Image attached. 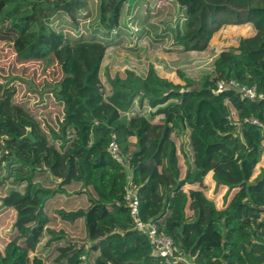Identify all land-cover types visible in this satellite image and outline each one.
I'll return each mask as SVG.
<instances>
[{
  "label": "trees",
  "instance_id": "16d2710c",
  "mask_svg": "<svg viewBox=\"0 0 264 264\" xmlns=\"http://www.w3.org/2000/svg\"><path fill=\"white\" fill-rule=\"evenodd\" d=\"M10 1L0 0V41L21 60L55 61L61 75L41 100L11 81L47 153L38 166L8 147L35 142L31 126L0 135V264H188L167 263L134 227L127 181L141 218L190 262L264 264V55L251 50L259 35L222 50L213 77L198 83L180 71L184 86L169 83L153 64L145 78L127 69L110 79L109 91L101 78L109 47L137 53L149 38L167 53L203 52L264 0H14L30 11L3 15ZM228 80L261 97L217 87ZM112 139L127 168L109 152Z\"/></svg>",
  "mask_w": 264,
  "mask_h": 264
},
{
  "label": "rangeland",
  "instance_id": "374dc122",
  "mask_svg": "<svg viewBox=\"0 0 264 264\" xmlns=\"http://www.w3.org/2000/svg\"><path fill=\"white\" fill-rule=\"evenodd\" d=\"M31 5L25 1H10L3 11V15L20 14L30 11ZM262 29V30H261ZM264 9L255 10V15L244 25H227L220 29L212 38L210 46L203 52H189L185 54L164 52L158 43L145 38L139 42L138 52L109 47L101 68V78L109 91V80L125 78V71L132 70L145 78L148 65L153 64L157 73L169 83L184 86L179 71L195 82L204 78L211 79L214 75V61L219 53L230 46H237L240 41L259 35L258 42L251 48L257 51L254 57L264 55ZM253 40V39H250ZM255 41V40H254ZM261 49V50H260ZM260 50V51H259ZM136 54L139 55L137 58ZM60 69L55 61L46 62L43 59L18 58L13 44L0 41V135L9 139L13 135H25V126H31V136L35 142L7 141L10 149L18 152L26 159L34 158L38 166H44L47 147L44 136L38 131L34 121L22 109L15 105L18 86L11 82H23L22 93L35 91L39 100L44 91L48 90L45 82H53L60 78ZM19 80V81H18ZM154 109H145L146 113Z\"/></svg>",
  "mask_w": 264,
  "mask_h": 264
},
{
  "label": "built area",
  "instance_id": "2783aa9c",
  "mask_svg": "<svg viewBox=\"0 0 264 264\" xmlns=\"http://www.w3.org/2000/svg\"><path fill=\"white\" fill-rule=\"evenodd\" d=\"M217 87L219 89L232 87L237 89L243 97H247L249 99L261 97V94L257 93L255 85H242L235 80L218 82ZM250 121L257 123L256 119H250ZM108 150L117 161L121 162L126 167V164L123 162L120 150L114 139L109 142ZM125 198L128 201L129 215L133 220L134 227L147 235L148 239L152 243L155 254L164 257L167 263H178L183 261L188 264H195L190 262L185 257L182 251L174 245L173 240L169 236L158 232L154 222L144 221L141 218L139 212V199L136 194V190L130 185L129 181H127L125 188Z\"/></svg>",
  "mask_w": 264,
  "mask_h": 264
}]
</instances>
